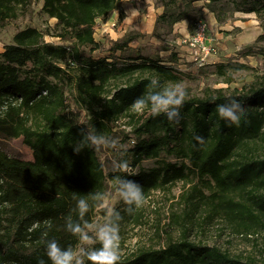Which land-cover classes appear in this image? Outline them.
<instances>
[{"label":"trees","instance_id":"trees-1","mask_svg":"<svg viewBox=\"0 0 264 264\" xmlns=\"http://www.w3.org/2000/svg\"><path fill=\"white\" fill-rule=\"evenodd\" d=\"M204 1L214 12L211 5L221 0ZM234 2L240 12L264 19V0ZM156 3L163 11L155 31L167 18L169 26L183 20L196 24L189 4ZM33 4H40L42 14L55 21L53 37L64 45L46 43L41 32L28 27L16 32L0 53V264H51L48 240L75 248L78 239L66 230L68 218L79 222L76 204L81 198L92 205L85 216L88 222L97 212L104 216L92 196L106 193L110 183L116 188V177L126 174L113 171L112 161L122 159L135 170L130 178L141 185L145 199L176 183L191 185L180 197L185 203L195 209L207 206L234 224L237 234L262 238L264 75L240 90L206 89L201 97L186 96L179 123L147 109L138 113L132 108L138 97L181 81L176 55L170 53L164 60L142 54L135 47L141 37L136 33L107 44L96 42L92 29L97 20L112 12L123 17L120 0H0V31ZM96 52L106 55L97 58ZM241 68L218 65L216 72L226 75L229 83L226 70ZM153 79L159 82L156 89L151 87ZM230 99L247 108L239 125L217 112V106ZM122 118L128 120L129 133L116 129ZM93 129L118 138L119 147H86L74 153L81 133ZM197 136L204 138L203 144L197 143ZM13 140H21L33 160L11 152L6 144ZM145 162H153V167L144 169ZM125 208L121 216L136 213V208L130 213ZM189 231L183 226L179 239L157 250L141 249L118 264H264V259H242L188 241ZM263 251L264 247L260 254Z\"/></svg>","mask_w":264,"mask_h":264},{"label":"rangeland","instance_id":"rangeland-1","mask_svg":"<svg viewBox=\"0 0 264 264\" xmlns=\"http://www.w3.org/2000/svg\"><path fill=\"white\" fill-rule=\"evenodd\" d=\"M177 1L178 7H186L189 4L190 16L195 17L196 23L202 21L206 25L204 43L209 54L203 62L197 60L200 56L197 48L191 49L186 44L193 33L195 23L190 26L187 20H183L169 26L171 19L167 18L168 20L161 22L157 30H154L156 18L163 11L158 7L156 0H120L123 17L120 18L117 12H112L107 18L97 20L92 29L93 38L96 42L107 44V41L119 40L128 33H136L141 37L135 47L141 50L142 54L164 60L170 53L175 54L177 60L175 68L182 75L179 84L186 89V96L189 97H201L206 89L240 90L250 84L255 77L264 75V53L261 51L264 49V40H258V37L264 35L262 27L264 19H258L253 13L240 12L235 0H221L211 5L214 12L205 8L204 0ZM217 17L222 22H219ZM54 25V20L42 14L41 5L33 4L27 14L0 31V51L4 46L11 44L16 32L28 27L41 32L44 35V42L64 45L53 37L56 32ZM105 55L106 53H94L97 58ZM225 64L243 66L238 70H226L231 76L229 83H226V75L216 72L218 65ZM171 86L173 85L165 88ZM70 111L80 118L83 117L79 110L73 107ZM127 122V118H122L116 129L129 133L131 130ZM6 145L21 159L33 160L31 150L24 146L21 140L9 141ZM141 166L149 169L153 167V162H145ZM190 186L176 183L154 191L144 199L141 207L135 209L134 215L130 218L121 216V259L137 254L141 249L157 250L168 240L179 239L185 226L190 229L188 241L216 247L242 259L251 257L262 263L264 251L262 254L260 251L264 247V234L262 238L259 235L244 237L243 234L233 231L234 224L223 216L211 213L207 206L200 204L197 209L192 208L180 198L190 190ZM106 193L115 194L111 183ZM261 193L264 196V190ZM113 204L122 214L123 202L113 201ZM97 222L103 223V216L99 212L92 223Z\"/></svg>","mask_w":264,"mask_h":264},{"label":"clouds","instance_id":"clouds-1","mask_svg":"<svg viewBox=\"0 0 264 264\" xmlns=\"http://www.w3.org/2000/svg\"><path fill=\"white\" fill-rule=\"evenodd\" d=\"M151 87L156 89L159 82L156 79L151 81ZM186 89L179 83L153 91L147 96L138 97L132 104V108L143 113L146 109L152 115H165L169 121L179 123L180 109L186 99ZM217 112L220 117L239 125L242 118L247 114L245 105L236 100L230 99L228 102L219 104ZM81 139L73 145L74 153H79L86 147H92L99 151L101 149H116L119 147V139L106 137L99 134L95 129L81 133ZM199 144L204 143L202 136H197ZM113 171L125 173V176L116 177L115 194L95 193L93 201H98L97 207L104 212L103 223H90L85 219L89 213L90 205L87 199L81 198L77 201L76 211L79 222H74L71 217L66 223V230L78 239L76 248H62L56 240L46 242V254L51 264H118L121 259V237L120 221L122 219L119 211L116 210L113 201H121L126 206L127 212H132L144 203V194L141 185L133 177L135 170L126 159L113 160ZM51 227V221L46 222ZM47 237V233H43ZM99 245V247H96ZM40 264H44L40 261Z\"/></svg>","mask_w":264,"mask_h":264},{"label":"built area","instance_id":"built-area-1","mask_svg":"<svg viewBox=\"0 0 264 264\" xmlns=\"http://www.w3.org/2000/svg\"><path fill=\"white\" fill-rule=\"evenodd\" d=\"M205 35H206V25L202 21H199L195 24L193 33L186 43L187 46H189L191 49L197 48L200 54L197 60L200 62L205 61V58L209 54V50L206 48L204 43Z\"/></svg>","mask_w":264,"mask_h":264},{"label":"crops","instance_id":"crops-1","mask_svg":"<svg viewBox=\"0 0 264 264\" xmlns=\"http://www.w3.org/2000/svg\"><path fill=\"white\" fill-rule=\"evenodd\" d=\"M3 52V49L0 51V53H2Z\"/></svg>","mask_w":264,"mask_h":264}]
</instances>
